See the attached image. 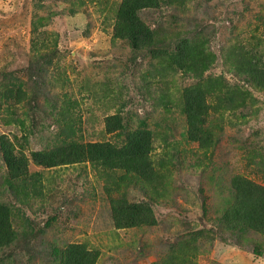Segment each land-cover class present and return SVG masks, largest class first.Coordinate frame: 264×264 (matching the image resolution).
<instances>
[{
    "label": "rangeland",
    "instance_id": "374dc122",
    "mask_svg": "<svg viewBox=\"0 0 264 264\" xmlns=\"http://www.w3.org/2000/svg\"><path fill=\"white\" fill-rule=\"evenodd\" d=\"M121 2L0 0V138L28 160L12 180L0 147V204L12 207L20 235L1 264H58L54 253L69 244L95 252V264H264V233L241 240L219 226L234 177L264 186V88L249 72L264 66V0L141 11L162 50L196 42L206 67L191 72L115 37ZM199 89L208 107L198 125L211 138L203 145L186 137L187 95ZM111 115L147 123L160 184L89 162L34 161L70 139L120 147L124 136L105 130ZM116 201L148 205V222L118 228Z\"/></svg>",
    "mask_w": 264,
    "mask_h": 264
},
{
    "label": "trees",
    "instance_id": "16d2710c",
    "mask_svg": "<svg viewBox=\"0 0 264 264\" xmlns=\"http://www.w3.org/2000/svg\"><path fill=\"white\" fill-rule=\"evenodd\" d=\"M173 1L122 0L114 36L129 41L138 53L150 56L151 59L159 58L168 62L170 68L175 66L177 69L191 72L194 71V67L197 68L200 63L204 64L206 60L205 55L194 47L195 41L191 43L184 41L173 51L162 50L156 31L145 24L139 16L141 11L157 9L161 4L166 5ZM239 52L235 53L236 56ZM203 66L206 67L205 64ZM261 68L249 72L257 86L264 88V66ZM187 96L186 110L189 115L187 120L194 130L191 134L188 131L185 136L188 140L192 138L203 145L211 139L198 125L202 112L208 107L205 95L199 89ZM105 130L109 134L117 133L119 136H124V144L119 147L111 142L81 143L70 139V142L62 144L61 148L33 153L34 161L46 167L89 162L112 170H122L134 175L139 182L153 187L160 184L164 174L151 158L153 132L148 129L145 121L131 128L122 115H111L105 119ZM0 147L9 173L12 175L11 179L25 177L28 173V160L23 151L15 150L14 145L4 136L0 138ZM262 161L264 169V157ZM227 199L230 200L231 205L227 214L219 218L220 227L226 228L232 236L241 240H244V236L248 240L246 235L252 237L254 234L264 233V186L246 177L236 176L231 181ZM113 208L118 228L140 226L149 220L148 205L116 201ZM19 240L20 235L13 226L12 207L0 204V254L6 249L13 248ZM54 260L58 264H95L97 254L81 244H69L54 253Z\"/></svg>",
    "mask_w": 264,
    "mask_h": 264
}]
</instances>
